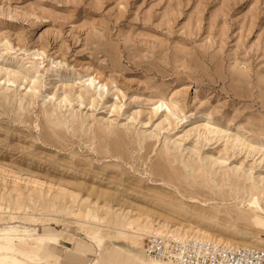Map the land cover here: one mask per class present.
Segmentation results:
<instances>
[{"label":"rangeland","instance_id":"374dc122","mask_svg":"<svg viewBox=\"0 0 264 264\" xmlns=\"http://www.w3.org/2000/svg\"><path fill=\"white\" fill-rule=\"evenodd\" d=\"M211 172L264 178V0H0V229L61 236L59 264L123 263L134 215L264 249Z\"/></svg>","mask_w":264,"mask_h":264},{"label":"bare ground","instance_id":"6f19581e","mask_svg":"<svg viewBox=\"0 0 264 264\" xmlns=\"http://www.w3.org/2000/svg\"><path fill=\"white\" fill-rule=\"evenodd\" d=\"M93 81H96V79L92 78V82ZM165 107L166 109H169L168 105L165 102L159 101L155 109V112L158 113ZM188 134L190 136L194 134L197 135L198 137L204 136L205 138H208L209 136H213V135L215 136L223 135L224 131L216 127H212L209 124L197 123L193 125L192 129L188 132ZM234 141L235 143L240 145L243 142L239 138H235ZM247 147L250 150H254V148L249 145H247ZM184 166L185 169H187L188 171L189 170L193 171V168L190 166L189 163H185ZM211 175L213 176L215 182L214 186L212 187V190L214 188L217 189V191L214 192V194L215 196H219L221 198L222 204L225 207V209H229V207L232 206V203H234V205L238 204V206L236 207L238 215L243 218H246V220L249 221L251 226H254L260 230L261 229L264 230V178L261 177L254 178L250 175L244 181L242 182L238 181L236 184L233 183L232 181L234 180L230 179V176H228V179H225L223 182L221 181L220 183H218L217 177H219L220 175L217 174L216 172H211ZM234 177L240 179V175H234ZM232 186L235 188L234 190L231 188ZM241 191L244 193L243 195H241L240 193ZM181 196L184 198L183 195ZM190 200L193 202L196 201L198 203L201 202L197 199V197L196 198L192 197L190 198ZM214 200L216 199H213V201ZM213 201L211 202L209 201L208 204L207 202H201L200 204L207 206L214 205L215 202ZM110 213H113V211L111 210ZM211 213L217 215L220 212L218 211V209L214 208L213 212ZM107 214L109 215V213ZM122 216H124L123 213ZM27 218L29 220H34L30 216H27ZM3 220L14 221L17 220V217L14 214L12 215L8 212L3 217ZM139 220L140 218H138L135 215L128 218L124 216L122 217V219L119 220V223L115 225L116 227L115 229L117 231L119 230L117 234L122 236L130 244L133 250H137L136 252L121 251L122 254L119 256L123 260V263L120 264H175L170 262L153 260L149 258L147 255L146 256L149 260H146L139 253L140 250L143 249V236L151 235L150 233L155 235L175 234L183 238L207 240L219 244L225 243V241H223L222 239L215 238V236L203 231L199 227L191 226L192 224L186 225L184 226V228L176 229L180 231L182 234L178 232H170V231H164L161 233L160 230L164 228L166 229L169 228L168 225L167 226L157 225L158 228H155V225L150 224L149 222L146 224L139 223ZM95 231L96 230H94V232ZM130 234L132 235L131 237L129 236ZM98 236H99L97 237L98 244L100 245L101 248L104 249L106 242L105 237H103L102 235H98ZM61 238H62L61 236L56 234L44 233L43 235H40L27 228L18 229L15 227H8V228L0 229V264H46L45 263L46 261H51V263L53 264H59V261L61 260V255L63 254L62 250H64L63 249L64 246L61 245V240H62ZM259 244H263L264 246V241H260ZM223 245L232 248H238L241 245L240 247L246 248L248 247L249 244L236 243L235 245H237L238 247L233 245L230 246L228 244H223ZM54 247L57 248L56 252L53 254V252L51 251L52 253L48 255L47 258L48 260L45 259V256L43 255V252L41 250L45 248H54ZM85 247L87 249L84 250L89 249V246L85 245ZM113 251H119V250H113ZM113 251L109 253L108 255L109 257L113 253ZM88 258L89 256L87 255V252L77 251V254H75L70 264H83ZM103 260H105L104 257L101 254H98V260L94 259L93 262L94 264H100ZM108 262L109 261L107 259V263Z\"/></svg>","mask_w":264,"mask_h":264},{"label":"built area","instance_id":"2783aa9c","mask_svg":"<svg viewBox=\"0 0 264 264\" xmlns=\"http://www.w3.org/2000/svg\"><path fill=\"white\" fill-rule=\"evenodd\" d=\"M144 250L153 260L175 264H264V249L232 248L175 234L149 235Z\"/></svg>","mask_w":264,"mask_h":264}]
</instances>
